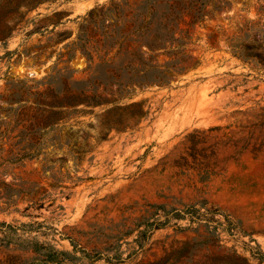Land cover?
I'll return each mask as SVG.
<instances>
[{
	"label": "rangeland",
	"instance_id": "rangeland-1",
	"mask_svg": "<svg viewBox=\"0 0 264 264\" xmlns=\"http://www.w3.org/2000/svg\"><path fill=\"white\" fill-rule=\"evenodd\" d=\"M146 3L47 0L22 7L10 35L0 38V264H91L49 257L48 246L71 254L72 239L101 252L92 264L147 263L166 253L173 264H218L224 255L252 264L264 259V65L240 56L253 44L259 48L252 52L264 54L263 0H207L197 23L186 14L173 19L174 36L184 44L168 42L167 49L183 51L175 61L186 69L167 85L137 88L134 99L150 110L138 128L112 130L100 143L90 137L94 146L82 159L51 131L39 156L10 160L25 143H18L23 125H16L21 104L65 80L76 86L103 78L111 40L103 32L134 20ZM103 110L72 114L65 131L94 136ZM191 134L202 140L206 176L174 163L190 151ZM157 221L167 224L154 228Z\"/></svg>",
	"mask_w": 264,
	"mask_h": 264
},
{
	"label": "trees",
	"instance_id": "trees-1",
	"mask_svg": "<svg viewBox=\"0 0 264 264\" xmlns=\"http://www.w3.org/2000/svg\"><path fill=\"white\" fill-rule=\"evenodd\" d=\"M44 1L47 0L2 1L0 4V38L5 39L10 35L15 27L10 23L19 21L20 17L23 16L22 7L31 9ZM162 2L166 3L165 10L158 16V6ZM206 5L207 0H147L146 5L138 12L134 20L116 28L112 33L108 34V31H104L103 34L108 35L111 40L107 41L109 47L104 51L102 57L103 78L100 80L88 78L85 82L76 86L65 80L62 88L50 87L37 93L35 101L30 105L22 103L17 114L16 125H23L18 143L24 141L25 143L20 148L18 156L10 160L17 162L27 157L39 156L43 151V141L51 131L57 132L53 140L59 144L65 143L69 146L70 151L76 153L78 159H82L94 146L90 137L95 139V143H100L108 138L112 130L121 132L138 128L141 121L148 117L150 110L149 107H145L144 100L134 99L137 88L145 89L154 83L167 85L175 74L186 69L184 66H178L175 61V58L183 51L167 49L168 42L179 41L180 46L184 44L182 38L174 36L173 19L175 18L178 22L179 18L181 19L186 14L191 16V22L195 24L204 17ZM117 6L116 2H112V7L115 10ZM259 10L264 12V0ZM108 27L109 25L106 26V28ZM132 35H137L138 38L132 40ZM134 42L137 43V46H133ZM86 45H81L82 53L91 60L93 54ZM116 46L118 49L115 54L107 57L110 48ZM144 47H147L151 52L149 55L143 49ZM245 47L250 49L251 52L248 51L240 56L257 59L264 65V54L258 51L252 52V50L259 48L257 45H245ZM161 55H167L172 59L159 61ZM122 56L123 60L118 64L116 60ZM100 87H102V90H100ZM127 99L129 101H126ZM81 104L91 109L79 108ZM96 106L104 107V110L98 115L97 134L93 136L86 132L84 136H81L80 132L82 130L70 129L65 131V119L75 113L92 111ZM259 124L264 126V113ZM190 137V151L187 154H182L174 163L179 168H198L206 176V174H209V166L202 164L199 157H206V154L202 152L204 148H198V144L202 140L194 134H191ZM253 149L258 150L255 146ZM58 159L64 160L65 156H59ZM13 196L14 194L7 196L8 200L14 201ZM189 208H192V206ZM166 224L167 221H157L154 223V228ZM148 232V229L141 230L140 238L145 240ZM72 244L74 250L71 254L50 246L46 247V250L50 258L54 256H61L62 259L65 256H67L66 259L89 258L91 264L101 254L97 249L88 250L77 240L72 239ZM140 245L142 246L143 242ZM186 245H184V248ZM75 252H81V255L76 256ZM172 259L173 253H166L157 261L139 264H173ZM216 261L218 264H252L246 257L235 260L225 255L217 257ZM258 264H264V259L260 258Z\"/></svg>",
	"mask_w": 264,
	"mask_h": 264
},
{
	"label": "water",
	"instance_id": "water-1",
	"mask_svg": "<svg viewBox=\"0 0 264 264\" xmlns=\"http://www.w3.org/2000/svg\"><path fill=\"white\" fill-rule=\"evenodd\" d=\"M79 1V0H78ZM77 2V1H76Z\"/></svg>",
	"mask_w": 264,
	"mask_h": 264
}]
</instances>
